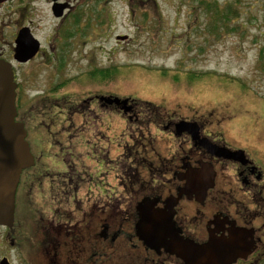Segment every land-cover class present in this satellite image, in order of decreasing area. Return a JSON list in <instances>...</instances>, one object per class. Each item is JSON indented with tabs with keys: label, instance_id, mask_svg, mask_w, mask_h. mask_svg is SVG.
<instances>
[{
	"label": "flooded vegetation",
	"instance_id": "af4514ba",
	"mask_svg": "<svg viewBox=\"0 0 264 264\" xmlns=\"http://www.w3.org/2000/svg\"><path fill=\"white\" fill-rule=\"evenodd\" d=\"M79 5L0 0V61L35 159L14 223L0 225V264H264L262 146L224 138L222 120L176 119L101 86L66 90V20ZM27 76L47 85L29 106ZM120 121L136 131L118 137Z\"/></svg>",
	"mask_w": 264,
	"mask_h": 264
},
{
	"label": "rangeland",
	"instance_id": "374dc122",
	"mask_svg": "<svg viewBox=\"0 0 264 264\" xmlns=\"http://www.w3.org/2000/svg\"><path fill=\"white\" fill-rule=\"evenodd\" d=\"M79 3L66 20L73 36L66 41V90L101 86L176 119L222 120L224 130L230 128L224 138L245 137L243 144L255 141L264 153V0ZM95 71L102 81L87 87ZM29 76L23 91L28 106L36 88H47ZM115 129L124 138L135 127L120 121Z\"/></svg>",
	"mask_w": 264,
	"mask_h": 264
},
{
	"label": "water",
	"instance_id": "95a60500",
	"mask_svg": "<svg viewBox=\"0 0 264 264\" xmlns=\"http://www.w3.org/2000/svg\"><path fill=\"white\" fill-rule=\"evenodd\" d=\"M126 38V37H125ZM17 83L11 64L0 61V225L14 223L16 193L24 170L35 165V159L27 142V131L16 121ZM102 100H108L103 98ZM118 98L110 104H128ZM127 110H130L128 108ZM140 238L147 242L141 234Z\"/></svg>",
	"mask_w": 264,
	"mask_h": 264
},
{
	"label": "trees",
	"instance_id": "16d2710c",
	"mask_svg": "<svg viewBox=\"0 0 264 264\" xmlns=\"http://www.w3.org/2000/svg\"><path fill=\"white\" fill-rule=\"evenodd\" d=\"M78 21H80L79 18H78ZM102 75L104 76V75H105V72H102ZM91 76H92V77H90V80H87V81H84V82H86V83L89 84V85H90L92 82H93V84L101 83L102 80H101L100 77L98 76V72H97V71L93 72ZM117 77H122V76H121V74H118ZM100 80H101V81H100ZM87 86H88V85H87ZM75 242H77V240L74 241V242H71V243L74 244ZM103 263H106V258H105V257H104V259H103Z\"/></svg>",
	"mask_w": 264,
	"mask_h": 264
}]
</instances>
